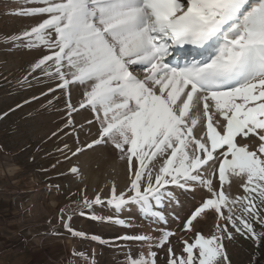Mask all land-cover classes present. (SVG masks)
Wrapping results in <instances>:
<instances>
[{
	"label": "snow or ice",
	"instance_id": "6c2138e0",
	"mask_svg": "<svg viewBox=\"0 0 264 264\" xmlns=\"http://www.w3.org/2000/svg\"><path fill=\"white\" fill-rule=\"evenodd\" d=\"M16 2L6 14L28 24L2 42L34 54L17 81L46 86L32 100L64 99L76 147L57 151L70 160L103 147L126 166L123 190L69 193L57 220L71 238L123 242L125 264H231L229 243L264 246V0ZM133 208L146 231L121 216ZM85 216L132 231L75 229Z\"/></svg>",
	"mask_w": 264,
	"mask_h": 264
},
{
	"label": "rangeland",
	"instance_id": "374dc122",
	"mask_svg": "<svg viewBox=\"0 0 264 264\" xmlns=\"http://www.w3.org/2000/svg\"><path fill=\"white\" fill-rule=\"evenodd\" d=\"M18 6L16 0H0V264H84L72 255L74 249L85 252L89 264H125L128 248L123 242L99 245L91 240L74 239L57 220L59 209L70 203V192L86 186L89 196L101 189L102 196H106L112 182L123 190L128 175L115 150L97 147L70 160H64L57 151L65 143L76 147L75 134L65 135L68 130H62L64 99L54 100L51 105L48 104L51 96L32 100L46 91V86L34 83L29 88L17 81L26 73L34 54L12 49L2 42L4 36L17 33L28 24L23 18L6 14ZM26 100L30 102L25 103ZM75 120L82 123L83 116L77 115ZM91 138L80 133L81 142ZM72 166L79 167V176L69 173ZM97 214L111 215L112 210L97 206ZM121 216L132 217L137 232L148 228L134 208ZM73 227L104 239L132 231L87 216L74 218ZM211 228L209 220L204 233L208 234ZM228 254L231 264H264V246L257 247L243 238L228 244Z\"/></svg>",
	"mask_w": 264,
	"mask_h": 264
}]
</instances>
